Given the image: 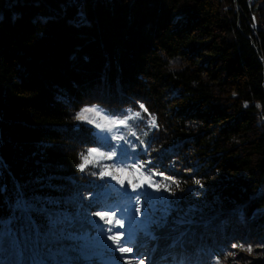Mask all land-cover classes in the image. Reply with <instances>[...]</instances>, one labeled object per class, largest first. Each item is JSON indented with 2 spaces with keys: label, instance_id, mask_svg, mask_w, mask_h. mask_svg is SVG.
<instances>
[{
  "label": "trees",
  "instance_id": "1",
  "mask_svg": "<svg viewBox=\"0 0 264 264\" xmlns=\"http://www.w3.org/2000/svg\"><path fill=\"white\" fill-rule=\"evenodd\" d=\"M88 105L140 113L120 130L126 158L160 185L141 192L147 206L176 209L155 228L157 255L182 235L174 254L208 262L264 235V0H0V219L18 195L43 197L63 231L94 236L80 215L116 187L80 170L99 144L74 117ZM188 204L207 208L192 215L201 222L169 230ZM90 236L73 261L99 259Z\"/></svg>",
  "mask_w": 264,
  "mask_h": 264
},
{
  "label": "rangeland",
  "instance_id": "2",
  "mask_svg": "<svg viewBox=\"0 0 264 264\" xmlns=\"http://www.w3.org/2000/svg\"><path fill=\"white\" fill-rule=\"evenodd\" d=\"M169 66L171 69L180 68V59H171L169 61ZM86 107L96 108L100 112V115L97 116L95 113H85L87 120H75L78 123H83L94 128L95 135L99 141L98 146L94 148L97 152L110 154L112 158L108 159L107 156L93 155L88 157V161L90 162L86 163L84 160L83 162L86 163V166L92 165L97 167L99 169V173L105 176L110 184L116 187V190H107L109 192H107L106 197L102 202L103 206L100 210L97 209L95 212H89L87 215H80L86 221L99 226L95 231L94 236H90L86 233L73 235L67 234V232L63 231L64 234L62 236H58L56 239L50 238V241L58 242L56 244L48 245V247L51 248L49 251L53 253L50 255L49 251H47L51 260H75V254L72 250H70V247H72L74 243L80 239H87L90 236L89 239L94 241L96 244L95 247L101 249L98 254L99 259L96 260L95 264H126V260L129 258L132 260L133 264H136L138 259L142 257L147 258V264H217V261H219L220 264H264V235L259 236V234H262L261 232H257V234L254 235L256 242L248 246L252 248L251 253L246 251L248 247L239 246L237 248L238 250L230 251L229 253H224L222 255L219 252L214 251L208 259V262L201 258V260L196 258L195 261H186L184 258L176 256L173 251L171 252V244L173 241L170 240L166 251H164V249L159 255H157V251L161 249L158 247L157 243L155 244L156 249H153L154 244L152 242L155 239L146 240L139 227L140 220L148 221L152 217L137 214L135 213V209H144L149 207L144 199L146 197L143 198L141 192H147L151 197L155 198L160 196V189H156V184L153 183L151 179L149 182L144 181V178L147 175L143 172V170L136 171L132 168V165L134 164L126 158L128 155L129 142L124 141L120 137L121 128L126 126L129 119L136 117L139 112L131 111L126 118L119 119L110 115L100 105H88L75 112L74 117ZM146 118L148 121L152 119V117L148 114L146 115ZM120 120H124L125 123L121 125L119 123ZM87 121H91V123ZM113 121H115V123H113ZM97 124L102 125V127H96ZM88 153L86 156H88ZM117 168H127L129 171L127 173H121L116 171ZM105 172H109L110 175H104L103 173ZM112 177H116V179H113ZM129 180L132 181L131 185L128 183ZM119 181H123V186ZM149 184L152 186H149ZM133 188H135V190H133ZM119 194H121L120 197L123 198H116ZM167 206L168 203L165 200H162L158 202L155 201L151 208L153 209V212H155L156 209L167 208ZM204 208L205 207L199 208L196 205L188 204L187 207H184V210H179L176 214H174L175 216L172 218L173 224L169 230L174 231L181 229L185 225L189 227L191 224H199L201 221H199V219L194 220L192 215L196 210L203 211ZM260 210L262 209L258 208L254 210V214ZM98 211L109 213L114 211L116 216L113 217V223L111 225L107 223V218H105V220H100L99 217L95 215ZM238 211V215L241 220L244 221L243 212L239 209ZM120 218H123L125 224V227L122 229L115 225V220ZM109 228H112L113 232H108L107 230ZM116 232H124L126 234L125 238H127L128 232H132L133 237L131 244L133 246H138L139 251L137 252V247H134V251L130 257L128 254H124L122 256L119 251L115 250L116 246L112 244V241L107 239L108 235ZM179 237L180 235L176 238V240ZM32 243L33 241L29 240L21 250L16 252L12 251L10 248L6 257H3L2 253H0V257L6 258L9 261H31L32 259H41L42 257L39 254V250L31 247Z\"/></svg>",
  "mask_w": 264,
  "mask_h": 264
},
{
  "label": "snow or ice",
  "instance_id": "3",
  "mask_svg": "<svg viewBox=\"0 0 264 264\" xmlns=\"http://www.w3.org/2000/svg\"><path fill=\"white\" fill-rule=\"evenodd\" d=\"M247 106V105H246ZM257 107H260V105H257ZM140 108L143 109L145 112H147V109L143 104L140 105ZM85 113H95L97 116L100 115V112L92 107V108H84L79 112L75 119L77 120H87ZM140 113H137V116H139ZM91 123V121H87ZM115 123V121H113ZM119 123L123 125L125 123L124 120H120ZM150 124L153 127L157 126V120L153 116L150 120ZM96 127H102V125L97 124ZM93 155H99V156H107L108 159H111L112 156L110 154L97 152L95 148L91 149L88 153V156L82 157V159L87 163L89 156ZM86 163H82L80 165V170L84 171L86 167ZM143 166L139 164L132 165V168L136 171H140ZM116 171L121 173H127L129 169L127 168H117ZM104 175H110L109 172L103 173ZM113 179H116V177H112ZM149 176H145L144 181L149 182L150 181ZM168 179H171L170 177ZM121 185L123 186V181H119ZM128 183L131 185L132 181L129 180ZM173 183H177L175 180H173ZM197 184H200V181H196ZM149 186H152L149 184ZM178 186V185H177ZM156 189L159 190L160 185L157 184ZM135 190V188H133ZM167 190V189H166ZM51 203V201L47 200L43 197H33V198H26L25 196L18 195L15 202L13 203V210L12 215L3 219H0V253L3 254V257H6L8 250L11 248L12 251L16 252L22 249L24 245L27 244L29 240H32L33 243L31 247L39 250L43 248L45 251H49L48 249V240L56 239L58 236H62L64 234L62 229V224L65 222L66 218H62L61 213H54L49 210L48 204ZM173 211H176L175 208L167 207V208H158L155 212H153V209L149 206L147 208L141 209L136 208L135 213L141 214L144 216H151L152 220L151 222L145 224L144 221L139 222L140 231L143 233L145 239H155L156 233L155 228L160 226L161 220H166L167 217L171 215ZM157 213H159V216H157ZM36 215H42L45 217L46 220V226L44 228H41L39 224L36 223L34 217ZM95 215L99 217L100 220H105L107 218V223L110 225L113 223V217L116 216V213L113 211L111 213L109 212H96ZM183 222V221H182ZM115 225L119 228H124V220L123 218L116 219ZM108 232H113L112 228H109L107 230ZM124 232H116L111 235L107 236V239L112 241V244L115 245V250L119 251L122 256L124 254H128L129 257L134 251V247H137V252L139 251L138 246H133L131 244L133 233L128 232L127 238H125ZM111 247V246H109ZM233 247H237V245H233ZM242 247V246H241ZM249 253L252 252V248L248 247L246 249ZM49 254H53L49 251ZM0 257V264H84V262L80 261H71V260H47V259H32L31 261H9L6 258ZM126 264H133L132 260L129 258L126 260ZM136 264H147V258L142 257L138 259ZM217 264H220L219 261H217Z\"/></svg>",
  "mask_w": 264,
  "mask_h": 264
},
{
  "label": "bare ground",
  "instance_id": "4",
  "mask_svg": "<svg viewBox=\"0 0 264 264\" xmlns=\"http://www.w3.org/2000/svg\"><path fill=\"white\" fill-rule=\"evenodd\" d=\"M171 247V246H170ZM164 251H166V248H165V250Z\"/></svg>",
  "mask_w": 264,
  "mask_h": 264
}]
</instances>
